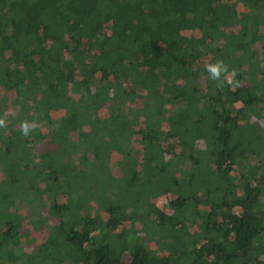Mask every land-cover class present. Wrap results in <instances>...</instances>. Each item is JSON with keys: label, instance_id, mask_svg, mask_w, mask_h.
I'll return each instance as SVG.
<instances>
[{"label": "trees", "instance_id": "obj_1", "mask_svg": "<svg viewBox=\"0 0 264 264\" xmlns=\"http://www.w3.org/2000/svg\"><path fill=\"white\" fill-rule=\"evenodd\" d=\"M263 23L264 0H0V264H264V176L243 175Z\"/></svg>", "mask_w": 264, "mask_h": 264}, {"label": "rangeland", "instance_id": "obj_2", "mask_svg": "<svg viewBox=\"0 0 264 264\" xmlns=\"http://www.w3.org/2000/svg\"><path fill=\"white\" fill-rule=\"evenodd\" d=\"M264 24V23H263ZM251 122L253 121V123L256 125L258 124L256 127L259 129L258 132V136H256V139L254 140V145L256 147L260 146V149H262L264 147V113L260 114L258 117L256 116V120H255V116L254 118H252V120H250ZM255 150V148H254ZM252 149V151H245V156L246 157L244 160V169L246 170L243 175L245 178L251 177V175H253L254 173H258L259 176H264V152H261L262 154L260 155H256L254 157H250V154L248 155V153H251L254 151ZM38 152V151H37ZM40 152H42L40 150ZM50 153L56 154L57 152L53 150L50 151ZM41 154V153H40ZM117 157V154L114 153L112 155V159H115ZM22 160H24V157H22ZM173 160V159H172ZM172 160L170 161V166L171 168H173V164L174 162H172ZM174 161V160H173ZM248 162L250 163V166H248ZM173 163V164H172ZM253 165V166H252ZM28 177L26 175H21V180L18 184L15 185H42V178L40 177V179H33L30 180L32 177L31 173L28 171ZM4 174V173H3ZM14 173H8V183L9 185H11L12 182V176ZM18 175H20V173H18ZM111 175H107L105 176L103 179H101L100 181H98L97 179L94 180L95 183H93L92 180H89L87 182L84 183V185H115L113 179L110 177ZM4 175H0V181H1V185H3V181H4ZM27 177V178H26ZM20 178V177H18ZM241 184L239 185V188L242 190L243 189V183L240 182ZM78 185V184H77ZM172 190V189H171ZM170 191V190H169ZM49 197L46 195V199H48ZM261 202H264V193L261 194L260 197ZM205 206V205H204ZM200 207L201 209L206 208L207 207ZM264 206L262 205L261 208H258V212L262 213V215L264 214V210H263ZM97 210L95 211V214H97ZM43 216H45L47 218V220L49 219V221H53L55 218H53L50 213L48 208H44L43 209ZM34 218L29 214L28 216H26L24 218V220H21L20 225H18V230L23 228L22 231V237L19 240V246L20 248L24 249V251L27 254H32L33 253V249L37 246L42 245L43 243L46 242L47 240V231L45 229H43V227L41 226H33V220ZM137 229L141 230V226L137 225ZM196 230V229H194ZM142 233V232H140ZM170 236H173L177 239H179L182 236V232L181 229H175L174 232H172L170 234ZM260 238V237H259ZM153 244V248L157 249L156 243L152 242Z\"/></svg>", "mask_w": 264, "mask_h": 264}, {"label": "clouds", "instance_id": "obj_3", "mask_svg": "<svg viewBox=\"0 0 264 264\" xmlns=\"http://www.w3.org/2000/svg\"><path fill=\"white\" fill-rule=\"evenodd\" d=\"M209 78L213 81H220L222 84H226L232 88L240 87V81L236 80L235 70H229L228 65L223 60H217L214 63H207L205 65ZM6 120L0 118V128H5ZM21 133L24 136H28L32 131V125L29 121H21L19 124Z\"/></svg>", "mask_w": 264, "mask_h": 264}, {"label": "crops", "instance_id": "obj_4", "mask_svg": "<svg viewBox=\"0 0 264 264\" xmlns=\"http://www.w3.org/2000/svg\"><path fill=\"white\" fill-rule=\"evenodd\" d=\"M8 184H9V183H6V181H5L3 185H8ZM0 185H1V183H0Z\"/></svg>", "mask_w": 264, "mask_h": 264}]
</instances>
